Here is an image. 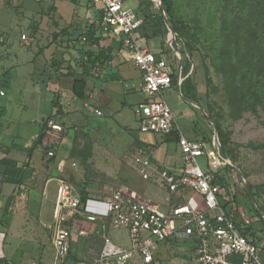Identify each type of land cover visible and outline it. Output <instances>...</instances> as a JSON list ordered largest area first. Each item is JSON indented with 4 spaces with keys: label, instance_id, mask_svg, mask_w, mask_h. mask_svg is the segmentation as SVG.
Returning a JSON list of instances; mask_svg holds the SVG:
<instances>
[{
    "label": "rangeland",
    "instance_id": "374dc122",
    "mask_svg": "<svg viewBox=\"0 0 264 264\" xmlns=\"http://www.w3.org/2000/svg\"><path fill=\"white\" fill-rule=\"evenodd\" d=\"M152 1V4H146L148 10L154 14L161 13L157 2ZM92 4L90 0H78L77 3L72 0H0V86L7 92V95L0 96V142L9 150L13 143L23 145L38 134L39 129L26 121L39 115L45 118L44 110L49 107L51 96H47V92L42 97L34 94V88L47 89L53 75L59 78L54 62L58 61L60 71H65L67 63L78 59L82 49L80 46H83L81 33L84 31L86 14L88 10L91 12L92 6L98 12V8ZM222 4L223 0H174L175 26L181 28L180 35L191 46L189 49L181 43L193 58L195 71L191 81L193 90L187 91V97L174 87L166 91V99L173 110L180 107L181 112L174 111L178 123H188L185 132L194 138L209 141L215 135L219 137L218 129L223 132L232 152L230 160L233 168L225 172L228 185L238 196L236 202L245 209L252 226L264 228L257 207L247 194L248 184L264 185V105H259L255 112L249 110L240 117L232 116L224 78L215 65L219 62L218 50L221 45L219 22ZM126 7L138 13L140 11L138 0H127ZM23 34L26 38H23ZM28 39L32 42L25 44ZM160 39H163L162 45L168 54H172L165 37L161 35ZM5 79L8 83H5ZM187 107L190 108V117L186 116ZM128 114L132 130L139 131L134 113L129 110ZM70 128L71 135L67 137L69 142L62 159L48 156L50 149L56 154L57 144L50 141L52 136L44 144V135L40 145L41 159L39 164L30 162L26 175L28 183L20 190L23 204L20 201L17 209L27 208L28 204L29 213L38 218L44 199V217L51 221L56 195L54 179L61 178L78 191L85 189L97 197H107L114 190H120L133 200L135 198L157 206L156 209L169 202L172 194L143 179L133 164L136 154L151 157L150 147L142 146L139 149L129 135L117 133L115 127L112 129L103 123L98 124L96 131L76 125ZM63 130L60 133L64 135ZM20 153L24 159L26 152ZM39 154V150L34 153L35 161ZM61 160L65 165L57 175ZM200 162L206 169L205 156L200 158ZM228 185H224L226 191ZM8 187L13 188L12 185ZM181 202L183 199L178 200V203ZM260 202L264 203V197ZM243 209L237 210L239 217ZM42 233L46 244H43V240H35L34 244L46 245V252L53 259L55 250L44 228ZM103 233L102 230L97 231L96 236L102 237ZM105 233L116 244L130 248L127 229L109 226ZM90 240L94 244L100 243L98 238L90 237ZM77 259L71 255L64 260L56 259V264H74Z\"/></svg>",
    "mask_w": 264,
    "mask_h": 264
},
{
    "label": "built area",
    "instance_id": "2783aa9c",
    "mask_svg": "<svg viewBox=\"0 0 264 264\" xmlns=\"http://www.w3.org/2000/svg\"><path fill=\"white\" fill-rule=\"evenodd\" d=\"M90 2L100 14L96 21L100 34L122 37L123 48L143 73L142 90L146 99L135 108L140 131L164 135L177 130L173 110L164 97L174 78L179 86L185 79L184 57L174 45L176 33L172 35L168 30L167 43L174 58H180V63L164 53L158 54L137 45L134 34L144 17L127 8V0ZM23 38H26L25 34ZM0 94L4 95V90H0ZM47 126L51 130H62L53 118L48 119ZM178 146L181 155L178 172L161 168L148 155L139 153L133 157L143 179L176 198V204L166 213L143 201L133 200L120 190H114L107 197L89 196L84 201L71 184L58 179L53 219L48 225L57 259L68 258L74 242L92 234L87 223L100 222L104 227L127 229L130 248L122 247L104 235L94 262L77 259L74 264H164L158 255L163 243L193 245L195 264H264L261 255L264 238L258 237L257 233L253 235L248 229L255 231L244 209L240 216L242 223H239L235 213L227 210L222 200V172L226 166L233 165L224 154L219 137L213 136L207 141L180 135ZM55 155V151L48 150L49 157ZM203 156L206 157V169L200 162ZM188 194L191 197L188 203H178L179 198ZM194 200L202 202L203 206L197 207Z\"/></svg>",
    "mask_w": 264,
    "mask_h": 264
},
{
    "label": "crops",
    "instance_id": "0c3cea01",
    "mask_svg": "<svg viewBox=\"0 0 264 264\" xmlns=\"http://www.w3.org/2000/svg\"><path fill=\"white\" fill-rule=\"evenodd\" d=\"M138 4L140 5V0H138ZM92 7L91 12L88 10L86 14V20L84 24L85 26L83 27L84 31L89 23L93 21L97 23L96 21L98 18L95 20L94 17H96L99 11L95 12L94 6ZM99 35H102L100 46L103 48L111 47L113 49L109 58L101 63L92 65L86 62V59L82 57L83 55L80 53L77 60H75L73 63H67V70L64 71L61 69V71L66 73L65 76H60L58 78L57 76L53 75V77H51L48 82L49 86L47 89L42 88L38 90L34 88V94H40L39 96L42 97V95L46 94L47 92V96H51L49 99V107L44 110L45 118H40L41 116L39 115L38 117H32L30 120L26 121L28 124H30V126H36L37 130L39 129L37 132L38 134L32 137L29 141H26L23 145L13 143L15 147L10 148V150L8 149V146L1 144L0 142V161L3 158L18 160L23 159L20 152H25L24 147L37 140L39 135L42 133L45 121L53 118L62 126L65 134L63 135L60 133V131L51 130L47 126V131L45 133L46 140H44L43 143L45 144L49 136H52L50 141L54 144H57L55 146L57 150L55 158H57V160L62 159V157L65 156L64 154L66 153L69 142L67 137L71 135L70 132L72 130L70 127L76 125L79 128H90L91 130L96 131L98 129V124L103 123L106 127L112 129L115 127L117 129V133L127 136L129 135L130 140L133 141L139 149L142 146L150 147L152 149V156L150 158L161 168L168 169L172 172L180 171L181 155L178 146L180 135H184L189 139H197L191 136L189 132H185L186 126L189 125L188 123H178L174 111L181 112L180 107H177L174 110L172 109L177 122L176 132L173 131L172 133L162 135L159 133L142 132L140 131L139 127V131H137L138 133L132 130V122L128 112L131 110L134 113L135 119H137L135 115V108L146 99V96L142 90L143 73L134 65V63L129 58L128 51L123 48L122 37H109L103 34ZM160 37L161 35L146 36L140 29L134 34L135 42L139 47L149 49L158 54L164 53L168 56H171L172 60L176 61L177 63L180 58H174L173 54H168L166 48L162 45L163 39H160ZM154 38H157V40L154 41ZM3 41L4 40H2V42ZM165 41H167L166 37ZM181 43L182 42L178 43L176 48L184 57L183 76L186 79L187 77L193 75L195 71V63L193 62L191 55L188 53L185 47L181 45ZM82 48L85 51L89 50L97 52L99 50L98 46L91 45H85L82 46ZM180 62L181 61H178V63ZM72 71L75 72L74 77H82L86 81V91L83 98H78L73 93L72 87L74 77L70 75V72ZM67 73L69 74L67 75ZM4 81L5 83H8L6 79ZM174 87H176L179 92L183 94L181 85L179 86L178 84H173L168 90H171ZM0 90L5 91V94H0V96L7 95L5 88L0 86ZM166 96L167 95L165 92V99ZM98 111H100L101 114H98ZM185 111L186 116L190 117V108L187 107ZM38 150L40 154L35 161L33 156ZM41 156L42 150L41 146L39 145L32 152L31 162L39 164ZM63 161L64 160H61V163L58 165V171L55 169L57 171V175L59 174L60 170H63L65 165ZM223 171L224 176H226L227 179L228 177L225 173L226 170L224 169ZM3 173L4 166L0 163V264H56V250L52 243L51 231L48 229V225L52 220L47 221L44 217V199L40 207L38 218L33 217L31 213H29V210H27L29 207L28 204L27 208L21 207L20 209H17L20 201L23 204V196L20 190L26 183H28V179L26 178L22 185L14 186L13 184L4 181ZM54 180L56 181L57 192L58 179ZM9 185H12L13 188H9ZM72 186L77 193L81 194L82 191H78L74 185ZM227 191L225 186H223L222 200L226 204V209L233 211L238 222L242 223V219L237 213L238 209H243V207H241L236 202L238 196L229 185L227 186ZM89 196L98 198L97 196L91 195L90 193ZM173 197L174 196H171L169 202L166 205L162 204L161 208L158 207L159 209H156L155 207L157 206L153 204H147L160 212L166 213L170 206L176 204ZM190 198V194H188L183 198H179V200L183 199L184 203H188ZM194 203L199 208L203 206V203L200 201H195ZM86 226L89 227L92 234H90L88 237H80L77 242H74L68 258H70L71 255L76 256L79 259L95 258L93 261H90L92 259L89 260L90 262H94L99 256L103 244V236L107 235L105 231L109 226L104 227L100 222L90 224L87 223ZM43 228L48 234V240L50 239L55 250L53 259L49 256V253L46 252V245L45 247L43 245L47 242L45 236L42 233ZM254 229L257 231L258 237L264 238L263 227H254ZM101 230L104 232L101 234L102 237L99 235H97V237V231ZM90 237H94L95 239L98 238L100 243L95 242L94 244L90 240ZM35 240H43L44 243L40 245L37 243V245H35ZM30 241H33V243ZM118 245L122 246L121 244ZM158 255L164 264H195L194 246L191 244H178L177 246H174L169 243H163L160 245ZM261 255L264 259V249H262Z\"/></svg>",
    "mask_w": 264,
    "mask_h": 264
},
{
    "label": "trees",
    "instance_id": "16d2710c",
    "mask_svg": "<svg viewBox=\"0 0 264 264\" xmlns=\"http://www.w3.org/2000/svg\"><path fill=\"white\" fill-rule=\"evenodd\" d=\"M77 3L78 0H72ZM167 14V18L176 33L174 45L182 42L185 46L191 49L190 44L180 35L181 28L175 26L174 22V0H161ZM152 0H140V13L143 14L144 22L140 30L146 36L166 37L168 27L161 13H151L146 4H152ZM98 13L94 19L99 18ZM220 38L221 45L218 50L219 62L216 63L218 72L223 76L226 90L229 94V104L233 117H240L246 111H257L259 105H264V0H223L221 15H220ZM95 21L89 23L84 32L81 33V43L83 46L91 45L98 46L97 52L84 50L81 46L82 57L86 62L92 65L101 63L108 59L113 49L111 47L103 48L100 46L102 35ZM30 44V39L25 41V44ZM215 58L217 60L218 58ZM56 74L65 76L66 73H61L60 63L53 64ZM72 70V69H71ZM69 73H67L68 75ZM74 77L75 72H70ZM192 76L187 77L181 85L184 96L187 97L189 92H192ZM173 84L177 85L176 78L173 79ZM73 93L78 98H83L86 91V81L82 77H74ZM5 92V91H4ZM47 121L44 123L42 133L37 140L33 141L28 146L24 147L26 156L24 160L3 158L0 163L4 166V181L20 186L26 179L27 170L30 167L32 152L41 145L44 135L47 131ZM173 132V131H172ZM170 132V133H172ZM176 132V130H175ZM219 139L222 145L223 152L229 158H232V152L227 146V140L223 132L218 129ZM206 140V138H204ZM212 140V139H211ZM209 140V141H211ZM168 141V140H167ZM15 145L13 144V148ZM54 158V157H51ZM233 168L231 165L226 166L225 170ZM221 182L228 185L224 171L222 172ZM251 192L248 193L255 203L261 219L264 222V203L260 199L264 197V185H251ZM82 198L85 201L89 197V193L83 189L81 192ZM253 235L257 231H253ZM264 230V228H263ZM76 262V260H75Z\"/></svg>",
    "mask_w": 264,
    "mask_h": 264
},
{
    "label": "water",
    "instance_id": "95a60500",
    "mask_svg": "<svg viewBox=\"0 0 264 264\" xmlns=\"http://www.w3.org/2000/svg\"><path fill=\"white\" fill-rule=\"evenodd\" d=\"M155 1L157 2L158 6H159V9H160V11H161V14H162V16H163V18H164V21H165L167 27H168V30L170 31V33H171L172 35H175V31H174L173 27L171 26V23L169 22V20H168V18H167V14H166V11H165V9H164V5H163L162 1H161V0H155ZM189 101H190V100H189ZM191 102H192V101H191ZM216 132H217V130H216ZM215 137H218V136L215 135ZM230 161H231V160H230ZM231 164H232V161H231ZM232 165H233V164H232ZM247 191H248V193L251 192L250 184L247 185Z\"/></svg>",
    "mask_w": 264,
    "mask_h": 264
}]
</instances>
